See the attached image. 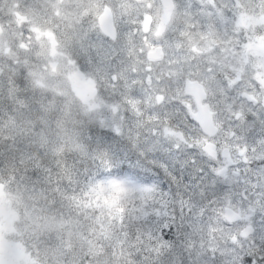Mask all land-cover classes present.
<instances>
[{
  "label": "trees",
  "instance_id": "1",
  "mask_svg": "<svg viewBox=\"0 0 264 264\" xmlns=\"http://www.w3.org/2000/svg\"><path fill=\"white\" fill-rule=\"evenodd\" d=\"M24 1L0 0V15H4L3 18L0 17V24L6 32L8 29L11 32L10 35L7 34L8 38L7 35L6 38L0 35V40L3 42L6 39L4 43L13 40L11 42L15 44L8 52L0 41V49L4 48L0 50V186L7 194L11 207L17 212L14 224L17 239L35 258L49 260L47 262L51 264H75L83 261L126 264L133 249L139 243H143L136 238L138 225L149 213L158 210L156 204L163 203L158 191L140 192L133 188L113 193L90 191L86 188L72 191L56 185L55 178L51 184L41 180L40 173L35 171L34 162L39 165L42 159H50L52 156L62 157L65 154L70 156L78 150L80 137L87 135L89 126L95 120L111 119L117 108L123 113L125 105L128 106L129 112L143 116L139 121V127L151 124L153 130L158 123V114L161 115L167 110L170 116L172 115L175 101L187 104L192 110V104L195 103L192 97L184 92V80L187 76L196 77L205 84L207 98L214 106L219 93L223 91L219 87L220 81L228 77L234 81L238 79V72L234 66L236 57L233 51L229 50L237 40H234V36L224 34L223 28L217 33L215 30L205 32L199 28L187 27L189 20L184 15L187 0L179 1V8L173 18L166 22L164 29L159 33L153 29L141 31L140 26L145 12H151L156 21L159 19V5L154 4L153 0L151 7L146 6V0H111L115 13L119 16L117 22L120 23L117 37L113 40L102 39L97 32H86L85 29L78 36L68 38L59 25L62 14L58 12L60 5L57 0H26V3ZM245 7L247 5H243V8ZM14 9L24 16H27L26 13L28 16L31 15L27 17L30 20L34 18V22L18 24L13 15ZM72 12L75 13L73 10L70 11V17H76ZM51 14L53 19L50 20ZM63 18L66 19L67 15L64 14ZM38 20H41V23ZM35 23L42 28H47L46 26L53 28L59 38V51L62 56H58L57 61L61 66L54 72L49 69L48 41L36 44L33 52H29V48L23 49L15 42L17 39L28 40L27 32H31L28 26L32 27ZM62 23L66 26L82 27L76 21ZM11 25L15 26L13 31H10ZM180 28H184L182 35L178 31ZM157 43L162 45L164 56L160 60L151 61L146 55V49ZM138 45L140 46L137 47ZM143 55H146V58H143ZM140 57L143 58L142 61H139ZM70 59L85 64L88 73L97 80V100L92 106L74 92L69 82L67 61ZM134 59L139 63L133 61ZM246 65L248 64L243 62L239 69L243 70L241 80L247 79ZM119 66L123 68L120 69ZM149 75L152 83L147 81ZM100 79L105 80L106 84L103 85L105 81ZM156 92H162V97L164 95L166 98L171 97L173 104L165 109L157 99ZM127 94H131V97L129 98ZM123 99L126 102L122 101ZM142 108L144 109L141 111ZM132 119L130 117L129 121L125 122L126 128ZM169 123L173 126L171 129L176 128L175 119L166 121L165 127ZM144 131L147 133L148 128L144 127ZM186 175L194 176V172L190 171ZM234 233H230L222 223L213 226L209 222L197 221L191 226L185 241L187 264H209L205 253L223 256L230 252L231 249L226 247V242L236 243L237 239L231 240ZM188 251L194 252L195 255L188 256ZM221 264L229 262L224 260Z\"/></svg>",
  "mask_w": 264,
  "mask_h": 264
},
{
  "label": "snow or ice",
  "instance_id": "2",
  "mask_svg": "<svg viewBox=\"0 0 264 264\" xmlns=\"http://www.w3.org/2000/svg\"><path fill=\"white\" fill-rule=\"evenodd\" d=\"M239 3L187 0V27L217 33L223 28L224 34L236 37V47H243L264 32L235 31ZM178 31L182 35L184 28ZM246 76L220 81L223 91L210 105L214 130L197 119L195 105L190 110L181 101L174 102L171 116L167 110L157 115L154 130L151 124L139 127L143 116L129 112L126 105L123 113L117 108L111 119L95 120L80 137L77 151L42 159L39 165L34 162L35 171L41 180L51 184L55 178L56 185L72 191H158L163 203L138 225L136 238L143 243L133 249L126 264H187L185 241L197 221L222 223L236 233L237 242L226 245L230 252L205 253L209 264L224 260L264 264V60H251ZM159 100L165 109L173 104L171 97ZM173 119L176 128L171 129L170 123L165 127ZM190 171L194 176L186 175ZM227 208L241 209L246 218L230 224L222 215Z\"/></svg>",
  "mask_w": 264,
  "mask_h": 264
},
{
  "label": "rangeland",
  "instance_id": "3",
  "mask_svg": "<svg viewBox=\"0 0 264 264\" xmlns=\"http://www.w3.org/2000/svg\"><path fill=\"white\" fill-rule=\"evenodd\" d=\"M264 2V1H261ZM246 14L242 12V26L244 30H246L250 25V20L246 19ZM248 17V15H247ZM169 17L166 14H162L159 16V19L156 21L151 20L150 26L153 28V30L157 33L161 32L166 22L168 21ZM248 22V25L246 24ZM254 25L256 26L254 29V33L257 32H264V19H258L253 21ZM37 40H42L43 42L46 39L42 37V35L47 34V30L41 31L36 30ZM0 35L4 38H6L7 34L0 33ZM8 37V35H7ZM52 38V37H51ZM6 40V39H5ZM4 40V41H5ZM2 42L3 47L8 46L10 42H6V45ZM48 41V63H49V69L54 72V70H57L60 68V62L57 61L58 56H62L60 54V51L56 47L55 40L50 39ZM47 43V42H46ZM5 48V49H6ZM243 52V61H250L251 58L248 56V54L256 55L255 60L261 61L264 60V36L261 35H254L251 40L247 42L245 46H243L242 49ZM50 56V57H49ZM51 58V60H50ZM245 58V59H244ZM50 61V62H49ZM69 65L67 66V75L69 77L71 86L73 87L74 92H77L78 95L86 101L89 105H94L96 102V94H95V82L90 81L88 82V78L90 77L86 75L80 76L79 74L81 71L77 68L76 64L73 61H67ZM238 72V79L241 80L242 72L243 70H237ZM74 73L77 74V76H74ZM8 196L6 195L7 202H4V195H3V188L0 186V260L3 261V264H42L40 262H37L33 259V257H28V253L25 251V247L16 239L13 237V230L15 229V219L17 217V212H12L11 209V202L8 201ZM244 217L246 218V213H244ZM2 243H5L6 245H2ZM49 261V260H47ZM46 264H51L50 262H47Z\"/></svg>",
  "mask_w": 264,
  "mask_h": 264
},
{
  "label": "flooded vegetation",
  "instance_id": "4",
  "mask_svg": "<svg viewBox=\"0 0 264 264\" xmlns=\"http://www.w3.org/2000/svg\"><path fill=\"white\" fill-rule=\"evenodd\" d=\"M57 1H58V5H60V8H58V12L62 14V17L59 20V25L62 28V30H64L66 37L74 38L78 36L81 32H83L82 31L83 29H85L86 32H89V31L97 32V34H99L102 39L104 38L109 39L107 35H105L101 30H99L101 28L99 24V15L103 11V9L106 6H108L112 11L113 20H117V18H119L117 13H115V8L113 4L111 3V0H57ZM155 1H158V0H155ZM261 1H264V0H259V1L258 0H242V1L240 0L239 6H238V12L235 17V31L236 32L238 33L243 32L245 35L254 34V29L256 26L254 25L253 21L258 20V19H264V2H261ZM176 4L179 6V1L176 2ZM243 5H247V7L243 8ZM245 9H248V11H244ZM72 10L76 13L75 14L72 12L76 17H73V18L70 17V11ZM242 12L248 13L246 14V19L250 20V25L246 30H244L242 26V21H241ZM64 14L67 15L66 19L63 18ZM21 21H24L25 23L28 22L25 19H22ZM62 21H76V23L81 24L82 27L66 26L62 23ZM246 24L248 25V22ZM60 34L63 35L62 33ZM234 40H237L236 37H234ZM237 43H238V40L235 42L234 46L229 49L233 51L236 57V64H234L235 71L240 69L243 62L249 64L250 61L255 60V57H256V55H253L250 53L248 54V56L251 58V60L243 61L242 60L243 52L241 51L242 47L240 48L236 47ZM223 51H225L224 48H223ZM70 60L76 64L77 68L81 72H85L86 70H88L85 64L79 63L76 60H72V59Z\"/></svg>",
  "mask_w": 264,
  "mask_h": 264
},
{
  "label": "water",
  "instance_id": "5",
  "mask_svg": "<svg viewBox=\"0 0 264 264\" xmlns=\"http://www.w3.org/2000/svg\"><path fill=\"white\" fill-rule=\"evenodd\" d=\"M162 3L164 6H166L167 9L172 8V3L170 0H162ZM111 21V16L109 15L108 12H105L101 14L100 16V22L103 27V29L109 33L112 32L113 29L108 30V22ZM149 19L147 18L145 22H148ZM114 33V32H113ZM112 33V35H113ZM148 56L150 58H159L162 56V51L161 47L158 45L154 49H151L148 51ZM185 92L193 95L195 101L197 102V111L194 112L196 115L197 119L201 121V123L208 128L210 131L215 129V125L212 121L211 113L208 109L207 103H202V99L206 96L205 89L203 87V84L197 80V79H189L187 78L185 81ZM160 97V96H159Z\"/></svg>",
  "mask_w": 264,
  "mask_h": 264
},
{
  "label": "bare ground",
  "instance_id": "6",
  "mask_svg": "<svg viewBox=\"0 0 264 264\" xmlns=\"http://www.w3.org/2000/svg\"><path fill=\"white\" fill-rule=\"evenodd\" d=\"M14 1H15V0H14ZM25 1H26V0H25ZM25 1H24V2H25ZM34 2H35V1H34ZM25 3H26V2H25ZM13 4H14V3H13ZM16 4H17V3H16ZM23 4H24V3H23ZM28 4H29V3H27V5H28ZM31 5H33V3H32ZM42 5H43V4H42ZM14 6H15V5H14ZM16 6H18V4H17ZM16 6H15V7H16ZM36 6H37V5H36ZM25 7H26V5H25ZM37 7H38V6H37ZM39 7H40V6H39ZM39 7H38V8H39ZM19 8H20V7H19ZM11 9H12V8H11ZM22 9H23V8H22ZM29 9H30V8H29ZM31 9H32V8H31ZM34 9H36V8H34ZM34 9H33V10H34ZM40 9H42V8H40ZM54 9H55V8H54ZM4 10H5V8H4ZM4 10H3V11H4ZM24 10H25V9H24ZM36 10H37V9H36ZM42 10H43V9H42ZM47 10H48V9H47ZM49 10H50V9H49ZM52 10H53V9H52ZM10 11H11V10H10ZM37 11H39V10H37ZM6 12H7V11H6ZM42 12H43V11H41V13H42ZM47 12H48V11H47ZM12 13H13V12H12ZM30 13L32 14L33 12H30ZM37 13H38V12H37ZM39 13H40V12H39ZM50 13H51V12H50ZM50 13H47V14L49 15ZM1 14H2V13H1ZM22 14H23V13H22ZM53 14H54V13H53ZM6 15H7V14H6ZM13 15H14V14H13ZM26 15L28 16L27 13H26ZM33 15H35V12H34ZM38 15H39V14H38ZM3 16H4V15H3ZM3 16L0 15L1 18H3ZM10 16H11V15H10ZM10 16H9V17H10ZM29 16H31V15H29ZM29 16H28V17H29ZM6 17H7V16H6ZM9 17H7V18H9ZM28 17H27V18H28ZM40 17H42L41 14H40ZM44 17H46V16H44ZM50 17H51L50 20L53 19V18H52V17H53L52 14H51ZM4 18H5V17H4ZM13 18H14V17H13ZM13 18H12V19H13ZM120 18H121V17H120ZM28 19H29V18H28ZM32 19L35 20L34 18H32ZM38 19H40V18H38ZM47 19H48V18H47ZM9 20H10V19H9ZM33 20H32V21H33ZM44 20L46 21V19H44ZM5 21H6V20H5ZM36 21H37V20H36ZM36 21H35V22H36ZM38 21H39V20H38ZM40 21H41V20H40ZM40 21H39V23H41ZM52 21H53V20H52ZM23 22H24V21H23ZM33 22H34V21H33ZM33 22H32V23H33ZM3 23L6 24L7 22H3ZM13 23H14V22H13ZM26 23H27V22H26ZM28 23H29V21H28ZM42 23H43V22H42ZM24 24H25V23H24ZM29 24H30V23H29ZM35 24H36V23H35ZM43 24H44V23H43ZM47 24H48V23H47ZM40 25H41V24H40ZM22 26H23V25H22ZM25 26H27V25H25ZM11 27H12V25H11ZM13 27H14V26H13ZM28 27L32 28L31 26H28ZM41 27H42V26H41ZM46 27H48V26H46ZM16 28H17V27H16ZM10 29H11V28H10ZM17 29H18V28H17ZM28 29H29V28H28ZM6 30H7V28H6ZM8 30H9V29H8ZM19 30H20V28H19ZM25 30H27V29H25ZM30 30H31V29H30ZM30 30H29V31H30ZM99 30H101V29H99ZM14 31H15V30H14ZM23 32H24V30H23ZM23 32H22V33H23ZM123 32H124V30H123ZM127 32H128V31H127ZM20 33H21V32H20ZM28 33H29V32H28ZM99 33H100V31H99ZM130 33H131V32H130ZM151 33H152V32H151ZM122 34H123V33H122ZM133 34H134V33H133ZM145 34H147V33H145ZM129 35H130V34H129ZM142 35H143V34H142ZM131 36H132V35H131ZM134 36H135V34H134ZM167 36H168V35H167ZM9 37H10V36H9ZM25 37H27V36H25ZM125 37H126V36H125ZM127 37H130V36H127ZM142 37H143V36H142ZM7 38H8V37H7ZM27 39H28V38H27ZM4 40H5V39H4ZM135 40H137V39H135ZM0 41H1V40H0ZM9 41H10V40H9ZM11 41H13V40H11ZM141 41H142V40H141ZM1 42H2V41H1ZM130 42H131V41H130ZM130 42H129V43H130ZM134 42H135V41H134ZM12 43H13V42H12ZM136 43H139V42H136ZM141 43H142V42H141ZM153 43H154V42H153ZM132 44H133V43H132ZM5 45H6V43H5ZM8 45H9V44H8ZM129 45H130V44H129ZM133 45H134V44H133ZM12 46H13V45H12ZM131 46H132V45H131ZM135 46H136V45H135ZM139 46H140V45H138L137 47H139ZM142 46H143V44H142ZM4 48H6V47H4ZM4 48H3V49H0V50L2 51V50H4ZM12 48H13V47H12ZM111 48H112V47H111ZM140 48H142V47H140ZM148 48H149V47H148ZM23 49H24V48H23ZM29 49H30V48H29ZM113 49H115V48H113ZM124 49H125V48H124ZM124 49H122V50H124ZM127 49H128V48H127ZM131 49H132V48H131ZM26 50L29 51L28 49H26ZM146 50H147V49H146ZM27 51H26V52H27ZM70 51H71V50H70ZM8 52H10V51H8ZM23 52H25V51H23ZM118 52H119V51H118ZM11 53H12V52H11ZM115 53H116V50H115ZM127 53H128V52H127ZM133 53H134V52H133ZM142 53H143V52H142ZM142 53H141V55H142ZM1 54H3V53H1ZM6 54H9V53H6ZM112 54H113V53H112ZM118 54H119V53H118ZM124 54H125V51H124ZM124 54H123V55H124ZM134 54H136V53H134ZM134 54H133V55H134ZM202 54H203V53H202ZM108 55H109V54H108ZM127 55H129V54H127ZM133 55H132V56H133ZM136 55H138V54H136ZM6 56H8V55H6ZM120 56H121V55H120ZM132 56H130V58H131ZM143 56H144V55H143ZM145 56H146V55H145ZM145 56H144L143 58H146ZM108 57H109V56H108ZM122 57H123V56H122ZM138 57H139V56H138ZM185 57H186V56H185ZM202 57H203V56H202ZM111 58H112V57H111ZM116 58H118V57H116ZM116 58H115V59H116ZM119 58H120V57H119ZM124 58H125V57H124ZM134 58H135V57H134ZM140 58H141V57H140ZM143 58H141V60H139L138 58H137V59H138L139 61H142ZM217 58H218V57H217ZM221 58H222V57H221ZM228 58H229V57H228ZM85 59H87V58H85ZM112 59L114 60V58H112ZM137 59H136V61H135V59H134L133 61L137 62ZM213 59H214V58H213ZM106 60H107V59H106ZM126 60H127V59H126ZM85 61H86V60H85ZM85 61H84V62H85ZM121 61H122V59H121ZM131 61H132V60H131ZM131 61H130V62H131ZM88 62H89V61H88ZM106 62H107V61H106ZM115 62H116V61H115ZM135 62H134V63H135ZM155 62H156V61H155ZM155 62H154V63H155ZM89 63H90V62H89ZM118 63H119V62H118ZM118 63H116V64H118ZM124 63H125V62H124ZM131 63H132V62H131ZM137 63H139V62H137ZM119 64H122V63L120 62ZM126 64H127V63H126ZM132 64H133V63H132ZM147 64H148V63H147ZM122 65H123V64H122ZM129 65H130V64H129ZM142 65H143V64H142ZM183 65H185V64H183ZM124 66H125V65H123V67H124ZM130 66H131V65H130ZM137 66H138V65H137ZM139 66H141V65L139 64ZM153 66H154V65H153ZM163 66H164V65H163ZM83 67H84V66H83ZM116 67H117V66H116ZM123 67H121V68H123ZM193 67H194V66H193ZM198 67H199V66H198ZM213 67H214V66H213ZM91 68H92V67H91ZM119 68H120V66H119ZM119 68H117L118 71H119ZM121 68H120V69H121ZM126 68H127V67H126ZM156 68H157V67H156ZM210 68H211V67H210ZM124 69H125V68H124ZM124 69H122V70H124ZM134 69H135V67H134ZM138 69H140V68H138ZM160 69H161V68H160ZM108 70H109V68H108ZM108 70H107V71H108ZM112 70L114 71V69H112ZM115 70H116V69H115ZM163 70H164V69H163ZM194 70H195V69H194ZM107 71H106V72H107ZM110 71H111V70H110ZM113 71H112V72H113ZM151 71H153V70H151ZM201 71H202V69H201ZM94 72H95V71H94ZM103 72H104V71H103ZM127 72H128V71H127ZM138 72H139V71H138ZM157 72H160V71H157ZM95 73H96V72H95ZM100 73H101V72H100ZM121 73H122V72H121ZM121 73H119V75H120ZM125 73H126V71H125ZM130 73H131V72H130ZM132 73H133V72H132ZM136 73H137V72H136ZM146 73H147V71H146ZM196 73H197V72H196ZM215 73H216V72H215ZM101 74H103V73H101ZM117 74H118V72H117ZM123 74H124V72H123ZM137 74H138V73H137ZM137 74H136V75H137ZM141 74H142V73H141ZM150 74H151V73H150ZM97 75H98V74H97ZM107 75H108V74H107ZM109 75H110V74H109ZM131 75H132V74H130L129 76H131ZM136 75H135V76H136ZM143 75H144V74H143ZM145 75H147V74H145ZM163 75H164V74H163ZM169 75H170V74H169ZM193 75H194V74H193ZM125 76L127 77L128 75H125ZM149 76H150V75H149ZM151 76H153V75H151ZM158 76H159V75H158ZM175 76H176V75H175ZM196 76H197V75H196ZM99 77H100V76H99ZM118 77H120V76H118ZM131 77H132V76H131ZM136 77H138V75H137ZM141 77H142V76H141ZM170 77H171V76H170ZM191 77H192V76H191ZM214 77H216V76H214ZM226 77H227V76H226ZM106 78H109V77H106ZM115 78H116V76H115ZM120 78H121V77H120ZM120 78H118L117 80L119 81ZM128 78H129V77H128ZM161 78H162V76H161ZM164 78H166V77H164ZM178 78H179V77H178ZM134 79H136V78H134ZM141 79H143V78H141ZM167 79H168V78H167ZM176 79H177V78H176ZM227 79H229V77H228ZM100 80L105 81V80H103V79H100ZM110 80H111V79H110ZM131 80H133V79H131ZM131 80H129V81H131ZM151 80H152V79H151ZM125 81H127V80H125ZM143 81H144V80H143ZM114 82H115V81H114ZM133 82H135V81H133ZM133 82H131V84H132ZM101 83H102V82H101ZM116 83H117V82H116ZM119 83L121 84V82H119ZM128 83H129V82H128ZM144 83L146 84L145 81H144ZM151 83H152V81H151ZM159 83H160V82H159ZM105 84H106V81L104 82L103 85H105ZM107 84H108V83H107ZM134 84H136V83H134ZM139 84H140V82H139ZM157 84H158V83H157ZM160 84H161V83H160ZM217 84H218V83H217ZM108 85H109V84H108ZM108 85H107V87H108ZM126 85H127V84H126ZM126 85H125V86H126ZM142 85H143V84H142ZM153 85H155V84H153ZM172 85H173V83H172ZM111 86H112V85H111ZM115 86H116V85H115ZM129 86H130V85H129ZM129 86H128V87H129ZM143 86H144V85H143ZM148 86H149V84H148ZM164 86H165V85H164ZM118 87H119V86H118ZM120 87H122V85H121ZM126 87H127V86H126ZM144 87H145V86H144ZM166 87H167V86H166ZM108 88H109V87H108ZM133 88L135 89V87H133ZM147 88H148V87H147ZM156 88H157V86H156ZM218 88H219V87H218ZM116 89H117V88H116ZM138 89H139V87H138ZM167 89H168V88H167ZM220 89H221V88H220ZM101 90H102V89H101ZM120 90H121V88H120ZM124 90H125V88H124ZM130 90H131V89H130ZM169 90H170V88H169ZM106 91H107V89H106ZM108 91H109V90H108ZM112 91H113V90H112ZM136 91H137V90H135V92H136ZM148 91H149V90H148ZM162 91H163V90H162ZM126 92H127V89H126ZM130 92H131V91H130ZM139 92H140V91H139ZM141 92H142V90H141ZM159 92H160V91H159ZM163 92H164V91H163ZM103 93L105 94V92H103ZM156 93H157V92H156ZM161 93H162V92H161ZM220 93H221V92H220ZM99 94H100V93H99ZM143 94H144V93H143ZM149 94H151V93H149ZM116 95H117V94H116ZM116 95H115V96H116ZM127 95H128V94H127ZM141 95H142V94H141ZM146 95H147V94H146ZM155 95H156V94H155ZM163 95H164V94H163ZM170 95H171V94H170ZM172 95H173V94H172ZM105 96H106V95H105ZM109 96H110V95H109ZM111 96H112V95H111ZM124 96H125V95H124ZM124 96H123V98H124ZM128 96H129V98H130V97H131V94H129ZM164 96H165V95H164ZM164 96H163V97H164ZM117 97H118V96H117ZM145 97H146V96H145ZM145 97H144V98H145ZM112 98H114V97H112ZM125 98H126V97H125ZM134 98H135V97H134ZM142 98H143V97H142ZM181 98H182V97H181ZM103 99H104V98H103ZM118 99H119V98H118ZM149 99H150V98H149ZM207 99H208V98H207ZM216 99H217V98H216ZM131 100H132V99H131ZM172 100H173V99H172ZM175 100H176V99H175ZM104 101H105V100H104ZM122 101H125V99H123ZM139 101H140V100H139ZM208 101H209V100H208ZM105 102H106V101H105ZM125 102H126V101H125ZM128 102H129V101H127V103H128ZM141 102H142V101H140V103H141ZM192 102H193V101H192ZM238 102H239V101H238ZM127 103H125V104H127ZM136 103H139V102H136ZM142 103H143V102H142ZM146 103L150 104V102H146ZM189 103H190V102H189ZM237 104H239V103H237ZM123 105H124V104H123ZM125 106H126V105H125ZM134 106H135V105H134ZM137 106H138V105H137ZM148 106H149V105H148ZM148 106H147V107H148ZM192 106H193V104H192ZM149 107H150V106H149ZM168 107H170V106H168ZM136 108H137V107H136ZM138 108H139V106H138ZM145 108H146V107H145ZM154 108H155V107H154ZM143 109H144V108H142L141 111H142ZM146 109H147V108H146ZM146 109H145V110H146ZM149 109H150V108H149ZM151 110H152V109H151ZM155 110H156V109H155ZM190 110H191V108H190ZM157 111H158V110H157ZM153 112H154V111H153ZM160 113H161V112H160ZM158 115H159V114H158ZM169 115H170V114H169ZM171 127H173V126H171ZM174 127H175V126H174ZM173 129H174V128H173ZM202 224H203V223H202ZM223 225H224V224H223ZM203 226H204V225H203ZM202 228H203V227H202ZM220 229H222V228H220ZM234 234H236V233H234ZM204 239H205V238H204ZM207 239H208V238H207ZM218 240H219V239H218ZM225 240H226V239H225ZM220 242H221V241H220ZM236 242H237V241H236ZM194 243H195V241H194ZM195 244H196V243H195ZM216 244H217V243H216ZM219 244H221V243H219ZM191 245H193V244H191ZM196 245H197V244H196ZM226 245H227V242H226ZM189 249H190V248H189ZM188 252H189V251H188ZM210 252H211V251H210Z\"/></svg>",
  "mask_w": 264,
  "mask_h": 264
}]
</instances>
